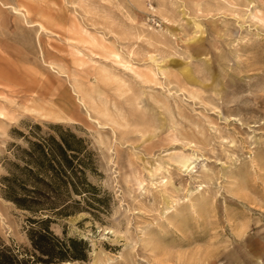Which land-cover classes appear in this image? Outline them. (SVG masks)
<instances>
[{
	"label": "rangeland",
	"instance_id": "rangeland-1",
	"mask_svg": "<svg viewBox=\"0 0 264 264\" xmlns=\"http://www.w3.org/2000/svg\"><path fill=\"white\" fill-rule=\"evenodd\" d=\"M36 124L95 152L101 210L53 224L92 247L66 264H264V0H0L9 243L28 215L1 180Z\"/></svg>",
	"mask_w": 264,
	"mask_h": 264
},
{
	"label": "trees",
	"instance_id": "trees-1",
	"mask_svg": "<svg viewBox=\"0 0 264 264\" xmlns=\"http://www.w3.org/2000/svg\"><path fill=\"white\" fill-rule=\"evenodd\" d=\"M50 128L43 133L36 124L24 133L27 146L17 145L16 158L2 177L3 196L28 215L30 245L9 243L0 236V264H66L90 257L88 240L60 236L53 224L80 211L84 202L91 210H101L103 191L89 177L96 171L95 152L71 128Z\"/></svg>",
	"mask_w": 264,
	"mask_h": 264
},
{
	"label": "bare ground",
	"instance_id": "bare-ground-1",
	"mask_svg": "<svg viewBox=\"0 0 264 264\" xmlns=\"http://www.w3.org/2000/svg\"><path fill=\"white\" fill-rule=\"evenodd\" d=\"M189 69V71H190V68H188ZM187 69V70H188ZM188 71V72H189ZM81 100V99H80ZM84 104V103H83ZM42 106H40V108H41ZM42 110H44L43 108H41ZM46 109V108H45ZM61 110V109H60ZM63 110V109H62ZM55 114H57V113H55ZM59 114V113H58ZM62 119V118H61ZM182 153V152H181ZM181 155V154H180ZM191 155V154H190ZM178 157V156H177ZM191 157V156H190ZM190 157H185L184 156V158L182 159V165H185V166H188L189 167V164H190V162H191V158ZM193 158V157H192ZM196 159V158H195ZM181 159H179V161H180ZM181 164V163H180ZM184 167V166H183ZM184 169H186V168H184ZM188 169V168H187Z\"/></svg>",
	"mask_w": 264,
	"mask_h": 264
}]
</instances>
